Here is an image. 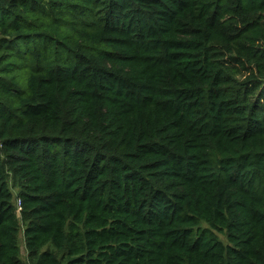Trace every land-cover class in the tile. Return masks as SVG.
I'll return each mask as SVG.
<instances>
[{
	"label": "trees",
	"instance_id": "16d2710c",
	"mask_svg": "<svg viewBox=\"0 0 264 264\" xmlns=\"http://www.w3.org/2000/svg\"><path fill=\"white\" fill-rule=\"evenodd\" d=\"M0 264H264V0H0Z\"/></svg>",
	"mask_w": 264,
	"mask_h": 264
},
{
	"label": "rangeland",
	"instance_id": "374dc122",
	"mask_svg": "<svg viewBox=\"0 0 264 264\" xmlns=\"http://www.w3.org/2000/svg\"><path fill=\"white\" fill-rule=\"evenodd\" d=\"M245 73V71H243V73H239L238 74V76H242V74H244ZM14 190V192L16 193V192H18V189L17 188H14L13 189ZM204 226H207V225H205L204 224ZM218 236H219V238L220 239H222L224 242H226L227 243V239H226V237L224 236V235H222V234H218ZM20 245H21V256H22V259H23V261H27V253H26V249H25V244H24V238H23V234L21 233V235H20Z\"/></svg>",
	"mask_w": 264,
	"mask_h": 264
},
{
	"label": "built area",
	"instance_id": "2783aa9c",
	"mask_svg": "<svg viewBox=\"0 0 264 264\" xmlns=\"http://www.w3.org/2000/svg\"><path fill=\"white\" fill-rule=\"evenodd\" d=\"M17 206H18V212H20L21 208H20V201H17Z\"/></svg>",
	"mask_w": 264,
	"mask_h": 264
}]
</instances>
